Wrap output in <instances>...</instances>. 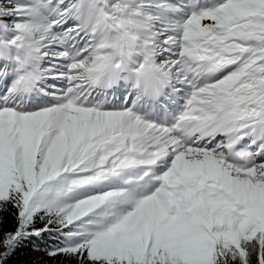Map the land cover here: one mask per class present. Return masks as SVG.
<instances>
[{"label": "snow or ice", "instance_id": "obj_1", "mask_svg": "<svg viewBox=\"0 0 264 264\" xmlns=\"http://www.w3.org/2000/svg\"><path fill=\"white\" fill-rule=\"evenodd\" d=\"M0 264H264V0H0Z\"/></svg>", "mask_w": 264, "mask_h": 264}, {"label": "trees", "instance_id": "obj_2", "mask_svg": "<svg viewBox=\"0 0 264 264\" xmlns=\"http://www.w3.org/2000/svg\"><path fill=\"white\" fill-rule=\"evenodd\" d=\"M32 253L29 251V250H22L20 253H19V259L21 261L23 260H29V259H32Z\"/></svg>", "mask_w": 264, "mask_h": 264}]
</instances>
